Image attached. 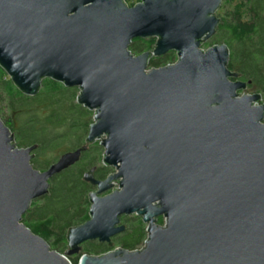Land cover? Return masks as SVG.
I'll return each instance as SVG.
<instances>
[{"label": "water", "instance_id": "water-1", "mask_svg": "<svg viewBox=\"0 0 264 264\" xmlns=\"http://www.w3.org/2000/svg\"><path fill=\"white\" fill-rule=\"evenodd\" d=\"M219 4L0 0V68L14 87L32 97L47 78L77 88L76 103L93 112L84 146L42 171L29 163L35 146L16 148L0 120V264H70L85 242L110 246L132 214L145 225L140 250L76 264H264V106L238 94L249 84L226 68L225 45L200 48ZM146 38L152 50L131 56L130 42ZM168 52L172 65L147 69ZM100 136L101 163L116 172L83 174L95 188L88 220L67 230L59 254L21 217Z\"/></svg>", "mask_w": 264, "mask_h": 264}, {"label": "trees", "instance_id": "trees-1", "mask_svg": "<svg viewBox=\"0 0 264 264\" xmlns=\"http://www.w3.org/2000/svg\"><path fill=\"white\" fill-rule=\"evenodd\" d=\"M233 1L230 12L222 18L216 17L218 24L212 37L215 45L220 41L228 50V71L235 73L237 80L248 83L245 88L259 95L264 106V0ZM153 45V38L134 39L127 50L131 56H137L151 51ZM209 46L204 43L200 48ZM175 60V54L168 52L150 58L147 68H160ZM4 77L0 68V88L8 100L9 111L8 118L4 122L0 120L12 135L16 148L35 146L29 161L32 169L45 170L61 154L84 146L93 112L76 103V88H66L44 78L38 92L27 97L10 79L3 80ZM101 157L102 150L96 141L87 145L78 162L52 177L46 195L31 202L22 215L20 222L44 240L50 250L63 254L67 230L88 220L87 194L91 186L82 178L93 167L91 176L95 180H103L109 174ZM123 217L119 218L120 222ZM126 221L124 231L110 239V246L96 241L84 243L78 254L67 257L70 264H76L82 254L100 256L111 251L114 245L129 252L136 251L146 238L145 225L137 217ZM162 223L161 217L156 219L158 226Z\"/></svg>", "mask_w": 264, "mask_h": 264}, {"label": "rangeland", "instance_id": "rangeland-1", "mask_svg": "<svg viewBox=\"0 0 264 264\" xmlns=\"http://www.w3.org/2000/svg\"><path fill=\"white\" fill-rule=\"evenodd\" d=\"M123 1H124V0H123ZM137 2H138V0H126L124 3H125L127 6H129V5L132 6V5H134L135 3H137ZM233 4H234V1H233V0H220L219 7H218V9L215 11L214 16L217 17V18H222L223 16L226 15V13L230 12V10H231ZM204 43H208V44L212 47V46L215 45V39H214L213 37H211L210 39L206 40ZM204 43H203V44H204ZM220 43H221V42L219 41V42L217 43V45H219ZM210 46H209V48H210ZM201 49H202V50H206V49H204V48H201ZM5 79H9L8 76H7L6 74H5V77L3 78V80H5ZM76 90H77V92H76V96H77V94H78V89L76 88ZM240 94H241V95H246V94H252V93H251V91H250L249 89L245 88ZM259 103L262 104L261 99L259 100ZM90 112H91V111H90ZM8 113H9V111H8V100H7V98L5 97L3 91H2L1 88H0V119H1L3 122H4L5 119L8 118ZM91 122H92V117H91ZM103 138H105V137H104V136H101V137H100V140L103 139ZM100 140H99V141H100ZM97 143H98V141H97ZM98 145L100 146V148H101V150H102L101 145H100V144H98ZM108 169H109V174H112V173L116 172L115 169L112 168V167H108ZM116 184H117V183L115 182L114 187H116ZM94 190H95V188H94V187H91V192H94ZM133 217H136V216L133 215V214H132V215H128V216H124L123 219H122V221H121V224L124 225V227H126V224H127L126 219H127V220H130V219L133 218ZM137 218H139V217H137ZM145 239H146V238H145ZM145 239H144V240H145ZM144 240H143L142 243L138 246V248H140V247L143 245ZM85 243H87V242H85ZM83 244H84V243H83ZM83 244L80 245V251L82 250L81 248L83 247ZM81 246H82V247H81ZM110 248H111V247H110ZM117 248L120 249V247L114 245L113 248L111 249V251H112V250H115V249H117ZM121 249H122V248H121ZM80 251H79V252H80Z\"/></svg>", "mask_w": 264, "mask_h": 264}, {"label": "built area", "instance_id": "built-area-1", "mask_svg": "<svg viewBox=\"0 0 264 264\" xmlns=\"http://www.w3.org/2000/svg\"><path fill=\"white\" fill-rule=\"evenodd\" d=\"M173 64V63H172ZM172 64H167V65H165V66H168V65H172ZM165 66H163V67H165ZM147 69H150V68H147ZM239 95H241V94H239ZM258 104H260V103H258ZM258 104H254V106L255 105H258ZM101 137V136H100ZM100 137L96 140V142L98 141V143L97 144H100L102 141L101 140H103V139H101L100 140ZM100 140V141H99ZM114 185H115V183H113V189H115V190H118V185L116 184V187H114ZM162 225H163V223H162ZM145 241V240H144ZM144 243V242H143ZM143 247V245L140 247V248H138L137 250H140L141 248Z\"/></svg>", "mask_w": 264, "mask_h": 264}, {"label": "flooded vegetation", "instance_id": "flooded-vegetation-1", "mask_svg": "<svg viewBox=\"0 0 264 264\" xmlns=\"http://www.w3.org/2000/svg\"><path fill=\"white\" fill-rule=\"evenodd\" d=\"M109 175V174H108ZM121 223V222H120Z\"/></svg>", "mask_w": 264, "mask_h": 264}]
</instances>
